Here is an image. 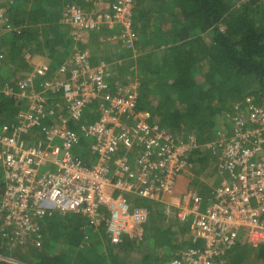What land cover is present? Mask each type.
I'll list each match as a JSON object with an SVG mask.
<instances>
[{
	"label": "built area",
	"instance_id": "built-area-1",
	"mask_svg": "<svg viewBox=\"0 0 264 264\" xmlns=\"http://www.w3.org/2000/svg\"><path fill=\"white\" fill-rule=\"evenodd\" d=\"M13 2L0 0V24L7 28L3 14ZM133 8V0L120 1L106 21L127 29L126 46L135 51ZM67 17L69 23L98 26L79 8L70 9ZM49 72V65L42 64L20 80L23 90L16 99L27 108L12 131L0 133V236L22 246L31 237L41 246L45 221L72 214L105 228L114 245L126 236L142 241L152 211L136 202L145 199L161 204L167 221L175 215L192 228L194 246L166 264H219L238 246H264V105L247 96L246 108L231 117L225 139L206 145L220 159V184L212 197L205 200L189 190L176 204L172 198L178 179L200 148L197 139H177L149 112L139 110V84L114 87L107 66H92L78 52L61 69L63 79L52 81ZM41 78L45 92L63 96L68 115H59L45 92H36ZM91 115L97 119L90 120ZM71 122L80 132L70 128ZM83 139L90 143L87 162L75 154Z\"/></svg>",
	"mask_w": 264,
	"mask_h": 264
},
{
	"label": "trees",
	"instance_id": "trees-1",
	"mask_svg": "<svg viewBox=\"0 0 264 264\" xmlns=\"http://www.w3.org/2000/svg\"><path fill=\"white\" fill-rule=\"evenodd\" d=\"M120 1L14 0L9 5L5 19L10 22L9 18L15 29L0 31V133L12 131L27 108L24 100L16 99L23 90L20 80L44 59L49 61L43 63L49 65V78L60 75L63 64L67 67L80 51L92 66L100 61L107 65L114 62L118 72L109 78L114 87L127 84L135 75L134 68L139 67V110L149 112L177 139L194 136L200 148L192 152L188 170L193 166L194 172L207 168L215 159L206 145L218 141L222 120L244 110L246 96L259 103L264 100V0H133V48L140 56L126 46L123 35L127 29L121 24L110 27L106 21V15L112 14ZM73 7L95 19L98 26L69 23L66 19ZM42 80L35 85L38 93L46 89ZM10 91L11 96L6 94ZM43 96L53 109L64 102L60 93L47 91ZM88 118L97 119V115ZM70 128L80 132L73 123ZM82 143L81 159L85 160L90 143L85 139ZM212 169L214 179L218 169ZM200 174L201 170L197 176ZM206 195V199L212 197V193ZM146 208L152 210L150 204ZM174 220L169 218L170 226L162 225L167 224L166 218L145 228L142 241L126 236L114 245L105 228L96 229L72 214L56 216L44 223L41 246L31 237H26L22 246L0 236V264H166L194 246L189 226ZM246 249L238 246L223 259L234 264L247 257L264 260V246L256 249L258 254L245 257Z\"/></svg>",
	"mask_w": 264,
	"mask_h": 264
},
{
	"label": "crops",
	"instance_id": "crops-1",
	"mask_svg": "<svg viewBox=\"0 0 264 264\" xmlns=\"http://www.w3.org/2000/svg\"><path fill=\"white\" fill-rule=\"evenodd\" d=\"M113 45H115V44H113ZM59 77H62L63 78V75L60 74ZM255 102H256V100H255ZM260 102L261 103L256 102V104L257 105H260V104L261 105H264V100H262ZM53 110L54 111H57V113L59 112L58 113L59 115L60 114H63L65 116V115H68L69 114V112H66L68 110H67L66 105H65L64 102H63L62 106H60V108H56V109H53ZM231 117H232V115H228V117H226L225 119L222 120L221 125H219V127H220V129L218 130V132H219V136L218 137L219 138L217 140H223V139H225L226 134L230 131V129H231L230 128L231 127ZM71 123H73V122H71ZM74 127H75V125H74ZM75 128H77V127H75ZM32 139L34 140V137ZM196 150H199V148L196 149ZM196 150L193 153H196ZM81 151L82 150L77 151V154H80ZM77 156L81 158V155L80 156L77 155ZM211 157L213 159H215V160H213V162H211L210 164H208L207 165L208 166L207 168H204V169H202V168L197 169L196 168V171L197 172H194V169L195 168H193L194 167L193 166L192 169L190 168V170L184 172L183 174H181L179 176L178 184H177V187H176V193H175V196L174 197H176L178 199V197L182 196V194H184L186 191L191 190V188L193 189L194 187H196V189L197 188L199 189V191L196 192V193L198 195H200L201 197L204 196L203 197L204 199H206L205 198V196H207L206 194L212 193V191L220 184V180H219V176L218 175H216V178L213 179L211 171L213 170L212 169L213 166H215L218 169L219 160L220 159H219V156H218L217 153H212L211 154ZM84 161L87 162V159H85ZM201 169L204 170L205 174L203 175V173H202V174H200V176H197L198 175V172ZM161 210H162V207H161ZM172 217L174 218L175 215H173ZM176 221L179 223V221L175 218L174 222H176ZM166 223L167 224H165V225L170 226L169 220ZM180 224H183V225L186 224L185 226H189L190 232L192 233V228H191V226H190L189 223H180ZM180 241H183L184 242L185 240H180Z\"/></svg>",
	"mask_w": 264,
	"mask_h": 264
},
{
	"label": "rangeland",
	"instance_id": "rangeland-1",
	"mask_svg": "<svg viewBox=\"0 0 264 264\" xmlns=\"http://www.w3.org/2000/svg\"><path fill=\"white\" fill-rule=\"evenodd\" d=\"M8 10V9H7ZM6 10V11H7ZM6 11L4 12V14H3V16H4V18H6V16L8 17V15H6ZM8 20L10 21V22H8L9 24H10V28H14L13 27V23L11 22V20L8 18ZM15 29V28H14ZM0 31H7V26H6V23H4L3 25H0ZM10 36H9V33L7 34V39L9 38ZM127 48V47H126ZM128 49V48H127ZM5 51H6V49H4ZM3 50V51H4ZM107 49L105 48L104 49V51H106ZM117 52H120V53H124L122 50H118ZM126 52V51H125ZM78 53H80L81 54V56H83L84 58H86V56H84V55H82L83 53L82 52H78ZM135 54H136V50H135ZM103 55L104 56H106L107 55V52H104L103 53ZM134 55V54H133ZM136 55H139L140 56V53L139 54H136ZM134 58V57H133ZM136 58V61H135V63H136V65H137V58L138 57H135ZM132 58H130L129 60H131ZM70 60V59H69ZM68 60V61H69ZM46 61H48V60H46V59H44V60H42V62L41 63H39V64H43V63H47ZM92 65V64H91ZM99 65H103V66H107V68L109 69V71L112 73V74H117V70L116 69H114V67H113V65H114V62H112L111 63V61H110V63H109V65H107L106 63H104V62H102V61H100L99 62ZM41 66V65H40ZM38 67V66H37ZM64 64H63V67H62V69H64ZM133 70V69H132ZM134 70L135 71H133L134 73H135V75H134V77H132V78H129V79H127L128 80V83L129 84H132V83H136V84H139V85H141V83H140V78H139V67H135L134 68ZM63 75V74H62ZM50 80H61L60 79V77H59V73H57V74H54L51 78H50ZM125 86V85H124ZM141 87V86H140ZM53 104H49V107H51V109H53ZM62 106V105H61ZM37 139V138H36ZM89 148V147H88ZM88 148H87V152H88ZM79 150H82L81 151V156H82V154L84 153V149H83V147L81 148V149H79ZM78 149L76 150V152H75V154L76 155H79V154H77V151H79ZM201 172L203 173V175L205 174V172L201 169ZM190 188V187H189ZM191 190H193V191H195V192H198L199 191V189L197 188L196 189V187H194L193 189L191 188ZM181 197V196H180ZM180 197H178V199L176 198V197H174L173 199H172V201L174 202V203H176V204H179V203H181L182 202V199H179ZM148 204H150V206H151V208H152V212H153V214L152 215H150V217H149V221H148V225L145 227L146 229H148L149 228V226L151 227L152 225H154L156 222H163V221H165V219H166V217L164 216V215H162L161 213H162V211H160L161 210V204H157V205H154L153 203H151V202H149V201H146L145 199H139V200H137V202H136V207H147V205ZM161 212V213H160ZM46 222V221H45ZM163 226H167V225H165V224H162ZM156 228V227H155ZM154 229V228H153ZM243 253H245V257L248 255V254H253V255H256V254H258V251L256 250V249H254V248H252V247H247V249L246 250H244L243 251ZM12 259L14 260V261H16V259H15V257H12ZM245 259V258H244ZM16 262H18L19 263V261L17 260ZM230 263H232V260L231 259H226V260H222V263H219V264H230ZM264 263V260H262V261H258L257 262V260L255 261L254 259H252L251 257H247L245 260H243V262L241 263V264H263ZM232 264H234V263H232Z\"/></svg>",
	"mask_w": 264,
	"mask_h": 264
}]
</instances>
